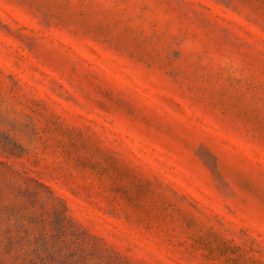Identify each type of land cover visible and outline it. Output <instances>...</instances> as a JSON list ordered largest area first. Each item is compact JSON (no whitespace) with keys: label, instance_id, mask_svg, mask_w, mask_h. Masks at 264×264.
<instances>
[{"label":"rangeland","instance_id":"1","mask_svg":"<svg viewBox=\"0 0 264 264\" xmlns=\"http://www.w3.org/2000/svg\"><path fill=\"white\" fill-rule=\"evenodd\" d=\"M0 264H264V0H0Z\"/></svg>","mask_w":264,"mask_h":264}]
</instances>
